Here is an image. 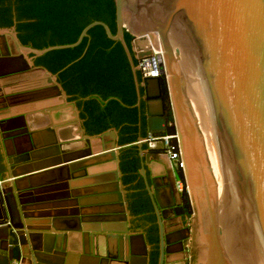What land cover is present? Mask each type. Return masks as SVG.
<instances>
[{
  "label": "water",
  "instance_id": "95a60500",
  "mask_svg": "<svg viewBox=\"0 0 264 264\" xmlns=\"http://www.w3.org/2000/svg\"><path fill=\"white\" fill-rule=\"evenodd\" d=\"M114 3L116 35L96 21L75 44L37 50L20 43L16 24L0 29V99L6 115L0 117L1 133L13 132L14 140L25 136L31 147L24 142L13 156L1 151L0 264H75L68 254L83 252L85 260L91 251L76 250L74 237L91 245L107 234L121 242L130 239L125 206L133 190L132 183H123L121 165L133 163L127 159L135 158L133 152L142 159L140 174L162 230L160 210L181 205V198L168 156L155 152L163 150L169 126L161 76L182 146L192 227L200 231L199 264H264V0ZM95 26L121 43L132 67L138 95L132 107L139 122L131 143L115 128L88 134L78 100L67 95L57 75L34 66L46 53L79 46ZM125 32L134 37L131 51ZM154 48H161L162 56L159 71L149 76L139 60L152 57ZM33 164L38 168L31 170ZM112 174L114 179H101ZM87 178L92 180L82 185ZM93 197L97 200H87ZM9 217L19 229L7 226ZM115 220L123 228L106 226ZM84 222L95 224L84 227ZM143 254L131 262L146 264Z\"/></svg>",
  "mask_w": 264,
  "mask_h": 264
},
{
  "label": "trees",
  "instance_id": "16d2710c",
  "mask_svg": "<svg viewBox=\"0 0 264 264\" xmlns=\"http://www.w3.org/2000/svg\"><path fill=\"white\" fill-rule=\"evenodd\" d=\"M96 21L104 22L116 35L114 0H0V29L12 28L16 24L20 43L37 50L75 44L83 30ZM124 39L131 51L134 37L125 32ZM35 63L57 75L68 95L78 100L91 135L115 128L126 136L127 143L134 140L139 122L138 110L132 107L138 96L134 74L121 43L111 41L103 27L90 29L79 46L51 51L38 57ZM135 64L138 66V60ZM138 78L142 79L139 72ZM161 81L166 118L171 124L166 133H172L175 123L164 76ZM145 123L143 129H146ZM133 155L138 159L137 152ZM135 163L131 169L137 171ZM136 178V175L132 176L128 182L132 183ZM185 204L188 215H192L187 190ZM146 205L141 203L142 209L138 211H144Z\"/></svg>",
  "mask_w": 264,
  "mask_h": 264
},
{
  "label": "flooded vegetation",
  "instance_id": "af4514ba",
  "mask_svg": "<svg viewBox=\"0 0 264 264\" xmlns=\"http://www.w3.org/2000/svg\"><path fill=\"white\" fill-rule=\"evenodd\" d=\"M133 46H134V42H133ZM35 60H34V66L41 67V66H37ZM162 77L163 76H161V78ZM162 93L164 99L163 87H162ZM2 102L3 100L0 99V117L4 119L6 115L1 113L4 112V108L2 107L4 103L2 104ZM82 119L85 120L83 126L87 129L86 119L83 117ZM3 124L5 123H2V125ZM12 133L13 132L10 131H5L4 133H1V129H0V166L2 163L4 164V156L1 154V151L7 154L8 145L10 144L13 145L15 153L17 152L16 147L20 149L21 144L24 142L25 144H23V146L27 147V150L31 148L29 143L25 141L26 138L25 136L21 138L16 137V139L14 140L13 138H11ZM88 134L90 133L88 132ZM46 141H48V138H46ZM15 153L13 155H15ZM16 158L18 157L16 156ZM127 159L133 161V163L137 162L135 163V166L136 167L138 166L137 171H135L131 169L133 163H128L129 164L128 166L127 164L126 166H124L123 164L121 165V169L125 171V175L123 176L124 185L127 186V182H128L127 180H129L132 176L135 175L137 176L135 181H132L131 184L133 193L128 192L126 194L128 205H126L125 207L128 216L130 217V219L127 221V228L129 231L130 239L126 240V237H124L123 241L121 242V240H113L112 238H110V236H108L109 234H107L101 236L97 241H95L93 245H91V244H87L85 239L82 237L81 239L79 237H74L75 249L77 250L81 248L83 249V251H85L86 247L88 246L91 251V256L89 257L85 256V260H81V257L85 255L83 252L71 253L68 254L69 256L68 259L71 258V260H73L75 264H83L86 263L87 261H92V264H106L108 262V260L106 259L110 260L108 264H119V263L133 264L131 262L132 258L140 259L144 255L143 253L145 251V254L147 253L145 256L147 258L146 264H197L198 251H197L196 243L194 241L195 237L192 227L194 222V217L193 214L188 215L185 204V190L180 191L178 189L181 198V205L160 210L162 221L166 222V224L165 223L163 224V228L161 230V226L158 223L153 202L151 200L149 192L146 190L144 178L140 174V170L142 169V165H143L140 154H138V159L132 157H127ZM34 165L35 164L31 166V170H35L36 168H38V165L35 166ZM0 169L4 170V165H2ZM173 169L175 173L174 180L177 186V183L179 181L178 179L179 174L177 173V170L174 167ZM145 170L148 181L149 183H151L152 177L150 178L149 169H146L145 167ZM0 183L2 182L0 181ZM159 194L163 195V191L159 190ZM143 202H145L147 205L144 207L145 208L144 211L139 212L138 209H142L140 204L141 203L143 204ZM45 210H47V208H45ZM8 221L9 222L7 226H9L11 229L13 230L19 229V226L15 224V221L13 220L12 217H9ZM94 224L95 223L84 222L82 223V226L89 227ZM75 225L78 227L77 221H75ZM100 226H105V225L100 224ZM118 227L120 229L123 228L122 224L118 225ZM161 232L163 233V239ZM12 235L15 238V243H16V237L14 234ZM141 235H143L144 238H139V236ZM80 243H81V247H79L78 245ZM14 252L15 255L18 254V250L16 246ZM96 254L98 257H95ZM76 255L80 256L78 257L79 259H76ZM96 259L100 260L99 263L96 261Z\"/></svg>",
  "mask_w": 264,
  "mask_h": 264
},
{
  "label": "built area",
  "instance_id": "2783aa9c",
  "mask_svg": "<svg viewBox=\"0 0 264 264\" xmlns=\"http://www.w3.org/2000/svg\"><path fill=\"white\" fill-rule=\"evenodd\" d=\"M162 56L161 48H154V55L152 57L144 58L139 61L145 62L147 67V72L149 76H154L159 71L158 68V57ZM171 124H169V127ZM164 137V148L160 151H155L158 153L166 154L172 164V166L179 172V181L177 183L178 189L180 191L187 190L186 179H185V163L182 158V146L178 132L175 127V131L172 133H163ZM188 192V191H187ZM12 264H18L14 261Z\"/></svg>",
  "mask_w": 264,
  "mask_h": 264
},
{
  "label": "crops",
  "instance_id": "0c3cea01",
  "mask_svg": "<svg viewBox=\"0 0 264 264\" xmlns=\"http://www.w3.org/2000/svg\"><path fill=\"white\" fill-rule=\"evenodd\" d=\"M44 137V136H43ZM118 146H119V148H120V144H119V142H118ZM15 152H14V147H13V145H8V152H7V154L8 155H10V156H13V154H14ZM5 154V153H4ZM97 178V177H96ZM104 178H106V179H108L109 180V178H111V179H114V177H113V174L111 175V176H108V177H105L104 175L101 177V179H104ZM88 180H92L91 178H87V179H85V180H83L82 181V185L83 184H87V183H89V181ZM98 198H101V199H104V197H98ZM89 202H94L95 200H97V198H90V199H87ZM123 222H119L118 220H115L114 222H111V223H109V225H107V226H112V227H114L115 225L118 227V225H120V224H122ZM119 228V227H118Z\"/></svg>",
  "mask_w": 264,
  "mask_h": 264
},
{
  "label": "rangeland",
  "instance_id": "374dc122",
  "mask_svg": "<svg viewBox=\"0 0 264 264\" xmlns=\"http://www.w3.org/2000/svg\"><path fill=\"white\" fill-rule=\"evenodd\" d=\"M177 173L179 174V172L177 171ZM177 174V175H178ZM179 175H178V179H179ZM186 182V181H185ZM194 211H196V208L194 209ZM193 231H194V237H195V243H196V246L198 248V241H199V238H200V231H199V228H194L193 227ZM198 252V257H197V264H199V250H197Z\"/></svg>",
  "mask_w": 264,
  "mask_h": 264
},
{
  "label": "bare ground",
  "instance_id": "6f19581e",
  "mask_svg": "<svg viewBox=\"0 0 264 264\" xmlns=\"http://www.w3.org/2000/svg\"><path fill=\"white\" fill-rule=\"evenodd\" d=\"M180 179V178H179ZM88 264H92V261H89V263Z\"/></svg>",
  "mask_w": 264,
  "mask_h": 264
}]
</instances>
